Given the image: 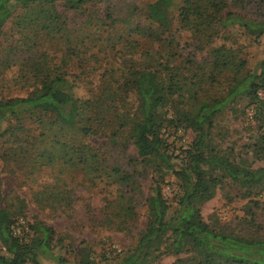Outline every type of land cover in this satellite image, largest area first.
<instances>
[{
  "label": "rangeland",
  "instance_id": "1",
  "mask_svg": "<svg viewBox=\"0 0 264 264\" xmlns=\"http://www.w3.org/2000/svg\"><path fill=\"white\" fill-rule=\"evenodd\" d=\"M152 1L94 0L76 10L68 9L58 1L55 8L67 23V28L61 32L63 37H58V40L51 38L58 36V31L50 29L53 23L46 28L39 29L33 25L31 28L35 27L34 30H22L28 39L38 41L32 53L21 46L23 36L16 29L19 24L15 23L19 19L23 22L31 20L27 12L8 19L0 31V95L25 96L33 89L32 78L26 82L21 76L25 63L46 59L65 68L71 78H75L76 94L82 98L97 97L95 108L107 112L108 120L98 121L99 133L85 137L84 142L106 156L108 164L120 166L132 175V183L125 187L107 179L106 175L89 181L84 171L68 164L55 166L53 172L29 173L30 168L25 163H31L30 159L17 163L16 156L21 148L32 146L28 139L33 134L38 145L50 141L47 135L42 139L44 126L30 125L33 133L27 136L24 131V138L20 136L21 131L0 137L1 204H16V209L25 214L16 218L12 233L28 237L29 224L42 220L57 232L54 253L70 260L79 259L83 252L92 257L95 264H106L104 255L112 261L115 252L135 245L146 226V198L153 176L162 180V193L169 202L170 211L175 207L178 180L171 169L161 164L155 171L159 160L141 161L130 138L127 122L136 106V99L125 83L131 73L143 68L162 70L166 63L175 65L181 75L183 90L180 106L189 110L198 102L224 95L232 73H236L229 69L222 72L213 70V57L208 54L211 48H219L222 44L226 49L229 47L236 56V62L239 58L244 60L245 71L264 53V35L254 42L234 28L217 32L206 27L212 9L204 8L205 0H195L203 13L200 19L187 25L178 16L182 0H173L171 30L163 40H151L133 33L132 28L139 23L156 26L144 17L145 7ZM224 1V12L230 10L264 20V0ZM67 33L71 38L68 42L64 39ZM161 74L165 76V71ZM260 97L262 106L246 97H238L214 116L209 129L210 144L218 153L226 155L240 167L253 170L264 167V142L261 138L264 92ZM177 102L180 99L175 96L170 104L177 106ZM98 104L103 105L98 108ZM251 105L256 110L252 121L247 117ZM171 109H166L167 118L172 115ZM111 114L112 121L107 116ZM121 122L125 123L124 127L116 130ZM71 133V140H78L81 136L78 132ZM161 134L168 144V154L175 157L173 162L184 156V150L194 138L191 129H176L168 123L162 127ZM35 158L40 157L36 155ZM60 169H65L61 175L57 172ZM56 174L61 188L44 192L53 186L59 187L52 185L56 183L54 179L50 180L56 178ZM263 188L264 182L254 185L247 193L231 178H224L214 188L213 197L201 206L202 217L211 226L225 232L264 239V202L258 199ZM184 248L178 254L161 250L152 254L144 264H193L191 258L194 253ZM40 262L55 264L44 256L40 257Z\"/></svg>",
  "mask_w": 264,
  "mask_h": 264
},
{
  "label": "trees",
  "instance_id": "2",
  "mask_svg": "<svg viewBox=\"0 0 264 264\" xmlns=\"http://www.w3.org/2000/svg\"><path fill=\"white\" fill-rule=\"evenodd\" d=\"M58 1L63 2L68 9L76 10L94 0H0V31L8 19L27 12L31 20L23 22V19H19L15 22L20 26L16 29L23 36L21 46L27 47L31 53L38 46V41L28 39L23 32L34 30L35 27L31 28L33 25L40 29L53 23L50 29L58 31V36L51 38H62L61 32L67 28V23L55 8ZM173 4V0L149 2L144 17L156 26L153 28L152 24L145 26L139 23L131 31L151 40L165 39L168 37L166 33L171 30L169 25L172 22ZM224 5V0H205L204 8L212 9L206 27L217 32L234 28L254 42L264 35V20L240 12H224ZM202 13L195 0H182V5L178 7V16L184 25L200 19ZM64 39L71 41L68 33ZM54 45L58 46L57 43ZM208 54L214 58L213 70L222 72L229 69L241 75L232 73L224 95L198 102L193 109L180 106L183 95L181 75L171 63L164 64L162 68L165 76L161 74L162 70L143 68L133 71L125 83L126 88L134 92L136 99V106L127 122L136 154L141 161L159 160L155 171L161 164L171 169L178 180V194L175 207L170 211L169 202L162 193V180L153 176L146 198L147 221L144 230L132 248L115 252L112 261H108L104 255L106 264H144L154 253L170 250V253L178 254L184 246L185 250L194 253L191 258L193 264H264V239L225 232L211 226L201 214V206L213 197L214 188L224 178H231L245 188L247 193H250L254 185L264 182V167L253 170L232 163L226 155L218 153L211 146L209 139L214 116L238 97H246L252 103L262 106L260 93L264 92V53L246 71L244 60L239 58L236 62V56L224 44L219 48H211ZM190 63L191 60L188 66ZM21 71L24 81L30 78L34 81L33 89L25 96L0 95V137L21 131L20 136L24 138V131L27 136L33 133L30 125H40L45 129L42 139L47 135L50 141L38 145L37 137L33 134L28 139L32 146L20 149V154L16 156L17 163H25L24 159L29 158L31 163H25L30 168L29 173L41 170L53 172L55 166L68 164L84 171L89 181L106 175L107 179L128 187L132 183V175L120 166L108 164L106 156H102L97 148L83 140L99 133L98 121L108 120L105 115L107 112L95 108L97 97L78 96L75 78H71L65 68L46 59L25 63ZM175 96L180 99L177 106L170 104ZM102 105L98 104L97 107ZM168 108H172L170 118L166 116ZM107 116L112 121L113 114ZM165 123L176 129H191L194 132L191 145L177 162H173L175 157L168 154V144L161 134ZM124 125L121 122L116 130ZM71 132L80 133V138L71 140ZM261 138L264 142V133ZM36 155L40 158L34 159ZM64 171L57 170L60 175ZM55 176L50 180L54 179L56 183L52 185L59 187L53 186L44 192L61 188L58 174ZM258 199L264 202L261 197ZM2 200L0 189V204ZM15 205H0V264H42L41 256L53 260L55 264H95L92 257L83 252L77 260L54 253V245L58 241L57 232L42 220L29 224L28 237L13 234L12 226L16 218L25 216Z\"/></svg>",
  "mask_w": 264,
  "mask_h": 264
},
{
  "label": "built area",
  "instance_id": "3",
  "mask_svg": "<svg viewBox=\"0 0 264 264\" xmlns=\"http://www.w3.org/2000/svg\"><path fill=\"white\" fill-rule=\"evenodd\" d=\"M255 115V108L253 106H251L248 110H247V117L249 120H253V117ZM263 133H264V126L262 127ZM262 199H264V190L261 192L260 196Z\"/></svg>",
  "mask_w": 264,
  "mask_h": 264
}]
</instances>
